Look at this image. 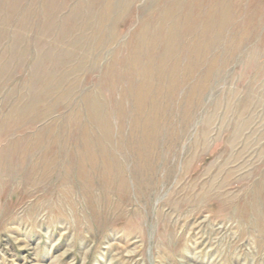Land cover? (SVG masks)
<instances>
[{
  "label": "rangeland",
  "instance_id": "1",
  "mask_svg": "<svg viewBox=\"0 0 264 264\" xmlns=\"http://www.w3.org/2000/svg\"><path fill=\"white\" fill-rule=\"evenodd\" d=\"M0 264H264V0H0Z\"/></svg>",
  "mask_w": 264,
  "mask_h": 264
}]
</instances>
